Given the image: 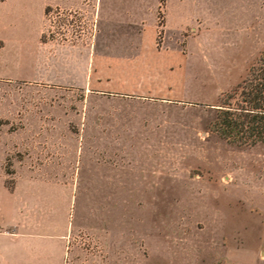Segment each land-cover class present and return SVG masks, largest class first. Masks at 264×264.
<instances>
[{
	"label": "rangeland",
	"instance_id": "rangeland-1",
	"mask_svg": "<svg viewBox=\"0 0 264 264\" xmlns=\"http://www.w3.org/2000/svg\"><path fill=\"white\" fill-rule=\"evenodd\" d=\"M80 4L46 12L56 54L80 42L85 60L87 35L108 33L99 55L124 54L132 71L156 66L170 77L156 86L171 100L0 80L3 185L12 191L35 178L72 188L52 192L67 205L66 264H264V144L246 133L247 143H234L215 126L224 103L243 100L233 89L264 54V0ZM16 74L15 64L0 63V76ZM113 114H140L141 127L120 120L114 128ZM41 186L3 200L48 195Z\"/></svg>",
	"mask_w": 264,
	"mask_h": 264
},
{
	"label": "crops",
	"instance_id": "crops-1",
	"mask_svg": "<svg viewBox=\"0 0 264 264\" xmlns=\"http://www.w3.org/2000/svg\"><path fill=\"white\" fill-rule=\"evenodd\" d=\"M7 2L8 0H0V63L15 64L18 74L0 76V80L69 85L106 92L116 97L149 96L150 99L171 100L169 97H162L170 92L168 88L156 86L163 81L170 84V77L159 74L156 66L151 73L132 71L125 68L127 59L124 54L99 55L94 48L109 44L112 37L108 33L100 36L96 31L87 35L86 41L90 42L85 43V48L90 45L93 49L86 54L88 56L85 60L82 49L84 44L80 42L71 44L70 47H67L68 44L61 45L58 48L59 54H56L52 48L56 47V40L45 36L46 8L81 7L80 0H36V4L30 0H15L11 9V14L14 9L13 20L7 19ZM93 5L94 3L88 4L87 9L91 10ZM179 10L180 15L184 14V7ZM130 20L135 21L132 18ZM130 45L137 48V38ZM136 52L140 54H136L137 56L142 55L137 49L127 54L131 63L137 57L134 54ZM100 59L107 64L105 70L99 66ZM120 61L124 64L122 67ZM57 78L64 79L65 83H55ZM140 117V114H113L110 119L117 121L116 124L113 123L114 128L121 125L120 120L124 123L129 120L131 128L141 127ZM143 119L142 126L146 123V119ZM22 185L29 188L42 185L47 188L48 195L23 197L19 204L11 199L3 200L5 196L14 197ZM71 189L66 183L30 178L28 182L18 183L10 191L3 185L0 174V264H66L67 205L65 198L61 200L60 193L52 192Z\"/></svg>",
	"mask_w": 264,
	"mask_h": 264
},
{
	"label": "trees",
	"instance_id": "trees-1",
	"mask_svg": "<svg viewBox=\"0 0 264 264\" xmlns=\"http://www.w3.org/2000/svg\"><path fill=\"white\" fill-rule=\"evenodd\" d=\"M238 94L243 96L240 103L236 106L224 103L218 109L220 113L215 122L218 133L227 139L234 135L232 142L237 144L247 143L242 141L246 133L247 137H253L252 144L258 141L264 144V54L251 67L249 76L233 89V95ZM255 136L258 138L254 139Z\"/></svg>",
	"mask_w": 264,
	"mask_h": 264
},
{
	"label": "built area",
	"instance_id": "built-area-1",
	"mask_svg": "<svg viewBox=\"0 0 264 264\" xmlns=\"http://www.w3.org/2000/svg\"><path fill=\"white\" fill-rule=\"evenodd\" d=\"M68 13H69V15H71L72 13L74 14V13H76V12H71V11H69ZM76 22H77V20L74 18V23H76Z\"/></svg>",
	"mask_w": 264,
	"mask_h": 264
}]
</instances>
